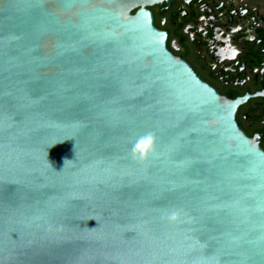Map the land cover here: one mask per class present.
<instances>
[{"label":"water","instance_id":"obj_1","mask_svg":"<svg viewBox=\"0 0 264 264\" xmlns=\"http://www.w3.org/2000/svg\"><path fill=\"white\" fill-rule=\"evenodd\" d=\"M158 1L0 0V264H264L262 133L237 115L264 86L219 91Z\"/></svg>","mask_w":264,"mask_h":264},{"label":"flooded vegetation","instance_id":"obj_2","mask_svg":"<svg viewBox=\"0 0 264 264\" xmlns=\"http://www.w3.org/2000/svg\"><path fill=\"white\" fill-rule=\"evenodd\" d=\"M149 7L168 30L169 47L219 91L233 98L261 91L264 0H160ZM237 115L247 134L262 133L264 146V95L242 101Z\"/></svg>","mask_w":264,"mask_h":264},{"label":"clouds","instance_id":"obj_3","mask_svg":"<svg viewBox=\"0 0 264 264\" xmlns=\"http://www.w3.org/2000/svg\"><path fill=\"white\" fill-rule=\"evenodd\" d=\"M154 151V135L149 132L140 137L134 144L132 152L134 157L143 160L150 152Z\"/></svg>","mask_w":264,"mask_h":264}]
</instances>
